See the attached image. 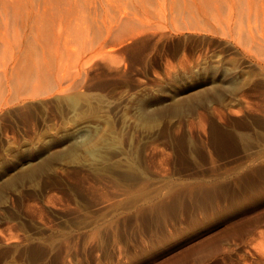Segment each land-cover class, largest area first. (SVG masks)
Masks as SVG:
<instances>
[{
  "label": "rangeland",
  "instance_id": "374dc122",
  "mask_svg": "<svg viewBox=\"0 0 264 264\" xmlns=\"http://www.w3.org/2000/svg\"><path fill=\"white\" fill-rule=\"evenodd\" d=\"M0 264H264V0H0Z\"/></svg>",
  "mask_w": 264,
  "mask_h": 264
},
{
  "label": "bare ground",
  "instance_id": "6f19581e",
  "mask_svg": "<svg viewBox=\"0 0 264 264\" xmlns=\"http://www.w3.org/2000/svg\"><path fill=\"white\" fill-rule=\"evenodd\" d=\"M27 77H29V76H27ZM27 77H26V78H27ZM24 78H25V77H24ZM26 78H25V79H26ZM6 84H7V83H6ZM84 132H85V131H84ZM81 138H82V137H81ZM84 141H85V140H84Z\"/></svg>",
  "mask_w": 264,
  "mask_h": 264
}]
</instances>
